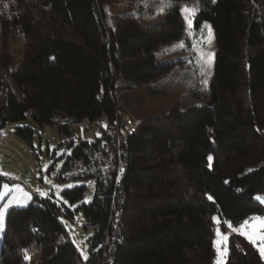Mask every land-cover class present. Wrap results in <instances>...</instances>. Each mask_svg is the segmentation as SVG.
Segmentation results:
<instances>
[{"label": "trees", "instance_id": "obj_1", "mask_svg": "<svg viewBox=\"0 0 264 264\" xmlns=\"http://www.w3.org/2000/svg\"><path fill=\"white\" fill-rule=\"evenodd\" d=\"M147 1L144 11L112 19L106 0L1 1V35L16 32L24 49L0 50V131L31 118L67 139L71 150L55 181H94L91 199L77 209L83 226L99 231L88 236L85 259L61 221L73 220V211L30 194L25 205L6 211L0 264H101L99 245L118 211L121 231L110 264H214L213 217L239 225L264 214L257 199L264 196V0H175L163 11L161 0ZM185 5L197 8L194 27L208 22L214 34L207 85L193 89L187 106L140 116L134 131L118 139L123 110L116 84L148 87L178 68L181 60L158 55L188 42ZM56 116L107 122L90 140L86 129L55 123ZM14 133L32 146V127L15 126ZM5 181L0 176V191ZM85 190L80 184L61 194L73 204ZM224 264L264 259L232 234Z\"/></svg>", "mask_w": 264, "mask_h": 264}, {"label": "rangeland", "instance_id": "obj_2", "mask_svg": "<svg viewBox=\"0 0 264 264\" xmlns=\"http://www.w3.org/2000/svg\"><path fill=\"white\" fill-rule=\"evenodd\" d=\"M1 1L2 0H0V10ZM105 3L107 16L110 19L118 17L126 11H136L137 13H140V7H142V12L145 10V7H148L147 4H149L147 0H106ZM191 21V28H189L184 19L188 28V42L178 40L168 46H164L158 55L161 61H169L171 59L181 60L175 62V64L178 65L177 69H174L165 76L151 80L150 83H148V87H145V85H135L131 89H123L120 84H116L117 99L121 110H123L119 116L121 124L123 116L129 117L134 122H138L140 116L166 110L171 105L187 106L193 102V96L191 93L193 89L197 91L203 89L205 86L203 81L205 79L208 80L213 66V53L215 51L214 34L208 22H202L195 28L192 17ZM205 24L211 29L210 40L209 28L203 27ZM181 42L184 44L183 48L175 47ZM2 47L11 50L13 53L18 51L17 53L21 54L24 49V40L17 35L16 32H10L4 36L1 35L0 30V50ZM201 53L205 55L197 60V57L200 56ZM208 53L212 54L210 63L208 62V57L206 55ZM201 67L203 68V74H201L200 71ZM21 125H28L33 128L34 135L32 146L26 144L20 136L14 133L15 126ZM70 150L71 146H67V139H60L57 136L54 126L46 124L43 127H39L31 118L15 124H9L0 131V171L11 173L12 177L18 178L12 179L4 176V178L8 179L4 184H8L10 189L15 185H19L30 195L31 192L26 191L21 184L24 183L27 188L38 195L40 194L36 189L46 192V196L51 197L56 201L59 200L64 202L65 205L73 211V220L62 216L61 221L63 222L71 240L76 245L79 253L81 254V251L83 250L87 255L89 248V234L87 232H81L77 228H81L85 223L82 212L77 209V206L82 202H88L91 199L94 181L92 179L67 180L61 183L55 181V174L65 157L70 153ZM45 177L47 180L51 181V183L46 182ZM80 184L86 185L83 198L77 203L69 204L62 197L61 190L69 188L65 187L66 185H72L73 187ZM57 186H59V192L57 191ZM13 194L14 193L6 191L2 187L0 191V208L9 203ZM258 197L264 198V196ZM256 216L264 217V214ZM215 217L218 222L214 221L215 236L213 244L214 241L218 240V237L216 236L217 229L221 231L222 235H227L228 238L232 234H238L231 228L227 227V223H225L226 221H221L217 216ZM234 227L238 228L239 225H234ZM224 246V242L221 241L219 245L221 252L223 251ZM215 251L216 258L214 264H216L218 258L216 247ZM220 259L224 264L226 256H222Z\"/></svg>", "mask_w": 264, "mask_h": 264}, {"label": "snow or ice", "instance_id": "obj_3", "mask_svg": "<svg viewBox=\"0 0 264 264\" xmlns=\"http://www.w3.org/2000/svg\"><path fill=\"white\" fill-rule=\"evenodd\" d=\"M213 2H215V0H213ZM174 4H175V0H161V5H162L161 11H163L165 8H168V7H174ZM5 7H7V5H5ZM196 11H197L196 7L190 8L187 5L181 7V9H180L181 16L185 19L189 28H191V23H192L191 17L195 16ZM203 27L209 28V40H210L211 39L210 27L207 24H205ZM175 47L183 48L184 44L181 42L178 45H176ZM204 55L205 54L201 53V55L197 57V60L201 59ZM206 55L208 57V62L210 63L212 54L208 53ZM200 71H201V74H203V68L202 67H201ZM203 83L206 86L207 80L205 79L203 81ZM208 159H209V161H211L212 157L209 156ZM45 167H47V166H45ZM122 171H123V169L121 168V172ZM0 176H7V177H10L12 179H18L17 177H12L11 173H6V172H2V171H0ZM45 180H46V182L51 183V181L47 180L46 177H45ZM89 183H91V182H89ZM2 187L6 191H10L14 194L11 196L9 203L5 204L2 208H0V230H2L3 220H4V217H5V214H6V211L8 208H10L12 205H25L27 203V201L32 199V197L29 195V193L25 192L19 185H15L11 189H10V186L8 184H3ZM65 187L70 188V187H72V185H66ZM36 191L41 196L47 195L46 192L40 191L39 189H36ZM57 191L59 192V186H57ZM209 199H211V196H209ZM257 199L260 200L262 203H264V198L257 197ZM213 220L217 221V218L213 217ZM225 223H227L228 228H231L233 231L237 232L239 235L244 236L245 239H247L249 243H251L254 247L257 248V250L261 254V257L264 258V217H261V216L250 217V218L246 219L245 221H243L242 223H240L238 228L234 227L233 223H231V222H225ZM216 236L218 237V240L214 241V245H213L214 247L217 248L218 258H217L216 264H223V261L220 259V257L227 255L226 242L228 240V236L222 235V233L219 229H217V231H216ZM221 241H223L225 244L222 252H221V249L219 247ZM81 254L84 256L85 259H87V255L83 252V250L81 251ZM24 258L26 260L30 258L28 256L27 252H25Z\"/></svg>", "mask_w": 264, "mask_h": 264}, {"label": "built area", "instance_id": "obj_4", "mask_svg": "<svg viewBox=\"0 0 264 264\" xmlns=\"http://www.w3.org/2000/svg\"><path fill=\"white\" fill-rule=\"evenodd\" d=\"M27 114H30V112H27ZM53 122H67L71 127H80L83 129H86V135L93 137L95 134H98V129L100 125L105 124L107 122V119L105 116H102L100 119H89V118H83L81 120H75L73 118L69 117H63V116H56L53 119ZM120 125H118V139L125 140L126 137L134 131V129L137 126V122H134L132 119H130L127 116L122 117V124L119 122ZM16 184V183H14ZM22 186L26 191L31 192L32 195H37L34 191H31L29 188H27L24 183H21ZM121 214L120 211L117 212L114 221H113V227L110 232V235H108L107 230H105L104 237L102 242L100 243V247L102 248V260L101 264H110L113 258V252L115 248V242L119 240L120 237V231H121ZM79 231L81 232H87L90 236L98 234L99 226L96 224H87L85 226L82 225L81 228L77 227Z\"/></svg>", "mask_w": 264, "mask_h": 264}, {"label": "water", "instance_id": "obj_5", "mask_svg": "<svg viewBox=\"0 0 264 264\" xmlns=\"http://www.w3.org/2000/svg\"><path fill=\"white\" fill-rule=\"evenodd\" d=\"M88 139H90V140H91V139H92V137H88Z\"/></svg>", "mask_w": 264, "mask_h": 264}]
</instances>
